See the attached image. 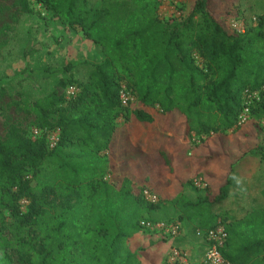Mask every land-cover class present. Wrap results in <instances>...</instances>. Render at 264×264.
Wrapping results in <instances>:
<instances>
[{
  "label": "trees",
  "instance_id": "16d2710c",
  "mask_svg": "<svg viewBox=\"0 0 264 264\" xmlns=\"http://www.w3.org/2000/svg\"><path fill=\"white\" fill-rule=\"evenodd\" d=\"M37 1L96 44L102 58L85 79L60 81L78 88L70 97L53 89L18 102L33 116L28 132L11 124L0 134V264H15L13 250L23 264H144L128 240L151 231L142 221H157L152 215L164 205L177 209L178 217L166 221L179 222L181 232L183 224L187 233L192 224L195 235L223 224L221 252L231 263L264 264V205L240 217L213 210L231 195L235 169L247 156L264 161V17L236 33L212 12L211 0H187L170 17L160 14L164 0ZM16 2L31 12L29 0ZM124 87L135 98L128 105L121 99ZM247 90L260 95L239 124ZM159 120H168L169 129L175 122L172 131L186 145L155 143L149 132ZM57 129L58 145L50 149L46 134ZM252 139L257 144L248 148ZM202 147L210 173L221 169L228 152L241 153L220 180L200 172L207 187L192 199L184 188L199 177L190 174L204 169L192 159ZM45 164L55 174L34 186ZM7 214L15 244L4 235Z\"/></svg>",
  "mask_w": 264,
  "mask_h": 264
},
{
  "label": "rangeland",
  "instance_id": "374dc122",
  "mask_svg": "<svg viewBox=\"0 0 264 264\" xmlns=\"http://www.w3.org/2000/svg\"><path fill=\"white\" fill-rule=\"evenodd\" d=\"M29 4L31 12H22L16 0H0V134L2 136L6 135L11 124L20 125L27 132L32 127L33 116L19 110L18 102L33 101L53 89H58L60 93L68 96L66 91L69 86L62 87L60 81L74 77L78 80L85 79L90 66L102 58L100 48L85 39L79 30L64 25L37 0H29ZM186 4L187 0H164L160 14L163 17L179 14ZM210 9L213 13L224 17L225 25L229 30L238 33L256 25L259 17H264V0H211ZM71 62L74 64L73 69L65 72L63 69ZM118 123L122 124L123 119L120 118ZM256 144L257 139H252L247 147L251 148ZM259 159L258 156L249 155L236 167L235 187L232 188V193L225 202L213 208L215 212H227L231 217H240L252 208L264 205V161L260 159L259 162ZM54 174L52 166L45 164L43 172L33 181V185L52 178ZM106 180H110L109 175L106 176ZM184 193L189 198L197 199L198 196L204 195L205 189L195 184L188 185L184 188ZM26 204L27 201L24 200L21 204L22 209ZM177 214V209L164 205L153 213L152 217L154 219L156 217L157 221H166L177 218ZM6 221L7 228L4 230V235L15 244L16 231L12 224L13 219L8 214ZM185 228L186 226H183L184 230ZM193 229L194 226L191 224L189 233L186 232L187 236L177 237L142 229L129 238L128 244L132 249L137 248L144 264H162L169 262V259L151 258L148 249L149 236L155 237L157 234L159 237L155 238L159 239L161 247L169 238H173L176 242L172 247L178 248L183 253L186 249L185 241L181 242L182 237H187L188 240L193 238V241H189L190 249L197 256L191 254V257L200 261L203 259L201 256L206 245L196 251L197 245L205 243L194 234ZM139 243H142L141 247L138 246ZM161 247L152 249V254L159 256L163 252ZM12 253L15 264H23L19 262L15 250Z\"/></svg>",
  "mask_w": 264,
  "mask_h": 264
},
{
  "label": "built area",
  "instance_id": "2783aa9c",
  "mask_svg": "<svg viewBox=\"0 0 264 264\" xmlns=\"http://www.w3.org/2000/svg\"><path fill=\"white\" fill-rule=\"evenodd\" d=\"M245 29L241 32L238 31V33H243ZM78 88L76 86H69L67 89V95L70 97L71 95L75 94L77 92ZM264 90V86L262 88ZM260 95V90L256 91H245V104L244 108L239 115V124L243 123L248 119L250 116V104L254 101V99H258ZM122 103L124 105H128L130 101H134V96L126 91V88L124 87V90L122 91L121 95ZM264 126V121L262 122ZM41 131H39L37 128H33V136L37 137L39 136ZM60 138V132L59 130H52L49 131L46 134V140L48 143V146L50 149L55 148L58 145ZM194 184L201 188H206L207 183L202 180V178L197 177L194 179ZM145 196L150 201H156L157 197L148 191H145ZM142 228L149 229L151 231L159 232L163 234L164 236H170V237H177L181 232V225L179 222L176 221H142ZM196 235L198 237L204 238L208 246L203 254V262L205 264H233L230 261L226 260L221 252V248L223 247L226 238H227V231L223 224H219L214 228L203 230V229H197ZM170 264H189V262L186 259V255L179 250L178 248L174 247L171 251V259H169Z\"/></svg>",
  "mask_w": 264,
  "mask_h": 264
},
{
  "label": "crops",
  "instance_id": "0c3cea01",
  "mask_svg": "<svg viewBox=\"0 0 264 264\" xmlns=\"http://www.w3.org/2000/svg\"><path fill=\"white\" fill-rule=\"evenodd\" d=\"M167 122H168V120H159V121H157L155 123V126H154L155 130L152 131L150 129V132H149L150 133L149 135L151 136L152 140L154 139L155 143L160 145L162 142L165 143V140L172 139L175 143H178L177 146L174 145V143L171 144L170 148H172V149H176V147L177 148L178 147L181 148V146L183 147L184 145H186L185 140H183V138H181L182 135H176L172 131V129L175 128V125H173V124H175V122L172 123V125H171L172 129H169V126L166 125ZM170 123H171V121H170ZM147 128L148 127L144 128V129H147ZM196 151H197V155L192 158L193 162L196 161V162H198V164L203 166L202 164L205 162L206 156H208L209 153L207 151H205L203 149V147L196 149ZM240 153L241 152H239V151H233V152H228V154L226 156H223L224 162L222 163V166L219 167L221 169H219L218 171H214V172L210 173L209 171H212V170H211V166L208 164L207 166H203L204 169L198 170L197 172H193L192 174H190L189 178H194V177H196L198 175H199V177H201V175L199 173L202 172L204 178L206 177V178H208V180H211V181L220 180V179L224 178L227 175L228 166L231 164L233 159H235L237 156H239ZM188 155L191 156L192 152H188ZM175 156L178 158L177 154H175ZM185 157L186 156H184V154H183V158L184 159H182V160L189 162L188 160H186ZM242 174L246 175L245 173H242ZM183 226H184V224H183ZM139 232H141V230ZM185 234H186V230L185 231L183 230V232H181V235L187 236V234L186 235ZM156 236H158V235L155 234V237ZM184 236L182 237L183 240L181 239L182 240L181 242L185 241L184 246H185L186 251H185L184 254L186 255L187 261L188 262H192V261L196 260L195 262H199V259L193 258V259H195V260H193L192 257H191V254L193 255L194 252L190 249L191 245L189 244V241L190 240L193 241L194 239L191 238V239L188 240L187 237H184ZM155 237L154 236H149L148 237V246H149L148 249H150L149 252L151 253V255H150L151 258L154 259V260L158 259V258H162V257H163V259H171V251L174 248L172 246L175 245L176 241H173V238H169V240L167 242H165L164 246L161 247V242H159V239H157ZM186 240H188V241H186ZM198 241H200V240L198 239ZM138 246L141 247L142 243H139ZM200 246L201 245H197L196 251H199ZM155 247H157V248L161 247V249L163 250V252L159 256H157L155 254H152L153 253L152 249H154ZM133 250L138 251L137 248L133 249ZM196 256H197V254L195 253L194 257H196ZM202 258H203V256H202ZM201 260L203 261V259H201ZM201 260H200V262H201Z\"/></svg>",
  "mask_w": 264,
  "mask_h": 264
}]
</instances>
